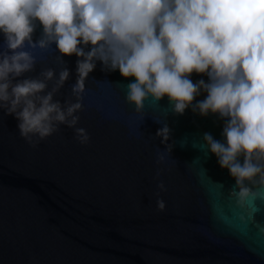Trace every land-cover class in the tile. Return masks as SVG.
Returning <instances> with one entry per match:
<instances>
[{
    "label": "water",
    "instance_id": "water-1",
    "mask_svg": "<svg viewBox=\"0 0 264 264\" xmlns=\"http://www.w3.org/2000/svg\"><path fill=\"white\" fill-rule=\"evenodd\" d=\"M104 0H0V264H264V175L217 88L112 41ZM205 40L264 70V0Z\"/></svg>",
    "mask_w": 264,
    "mask_h": 264
},
{
    "label": "flooded vegetation",
    "instance_id": "flooded-vegetation-1",
    "mask_svg": "<svg viewBox=\"0 0 264 264\" xmlns=\"http://www.w3.org/2000/svg\"><path fill=\"white\" fill-rule=\"evenodd\" d=\"M104 1L121 17L114 43L153 70L172 72L182 92L197 84L221 91L231 106V124L244 135L242 152L264 158V70L251 58L227 55L201 35L198 18L216 0Z\"/></svg>",
    "mask_w": 264,
    "mask_h": 264
},
{
    "label": "rangeland",
    "instance_id": "rangeland-1",
    "mask_svg": "<svg viewBox=\"0 0 264 264\" xmlns=\"http://www.w3.org/2000/svg\"><path fill=\"white\" fill-rule=\"evenodd\" d=\"M244 155L248 160H250L256 166V168L261 170L262 173L264 174V158L262 156H259L256 153L247 155V153L245 152Z\"/></svg>",
    "mask_w": 264,
    "mask_h": 264
},
{
    "label": "trees",
    "instance_id": "trees-1",
    "mask_svg": "<svg viewBox=\"0 0 264 264\" xmlns=\"http://www.w3.org/2000/svg\"><path fill=\"white\" fill-rule=\"evenodd\" d=\"M235 126V125H234Z\"/></svg>",
    "mask_w": 264,
    "mask_h": 264
}]
</instances>
